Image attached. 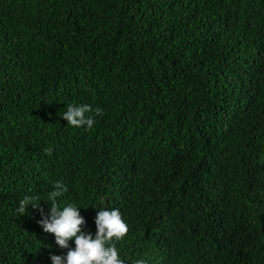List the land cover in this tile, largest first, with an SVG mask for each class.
I'll list each match as a JSON object with an SVG mask.
<instances>
[{"label":"trees","instance_id":"16d2710c","mask_svg":"<svg viewBox=\"0 0 264 264\" xmlns=\"http://www.w3.org/2000/svg\"><path fill=\"white\" fill-rule=\"evenodd\" d=\"M58 181L124 264H264V0H0V264L66 256Z\"/></svg>","mask_w":264,"mask_h":264},{"label":"clouds","instance_id":"9594fccd","mask_svg":"<svg viewBox=\"0 0 264 264\" xmlns=\"http://www.w3.org/2000/svg\"><path fill=\"white\" fill-rule=\"evenodd\" d=\"M95 112L96 115H102V108L93 109L92 105L83 104L80 106L68 105L67 110L62 117L76 128L87 126L91 129L95 123L93 116L87 115ZM45 154L51 156L52 149L45 148ZM54 190L48 194L50 201V214L45 215L43 209H40L42 219L38 221L46 233L55 234L56 243L64 249H68L66 256L53 255L51 260L53 264H124L119 258L116 241L124 238L128 231V225L122 219L118 209L99 210L95 219L97 232L95 236L91 233H85L82 225L86 223L84 217L80 215L78 208L68 204L61 208L57 202L58 197H62L68 191L67 186L58 181L54 184ZM38 199L36 196L26 195L19 201L17 211L24 215L31 205L33 208H39V205L33 203ZM75 241V248L70 247L69 241ZM135 264H145L144 260H137Z\"/></svg>","mask_w":264,"mask_h":264}]
</instances>
